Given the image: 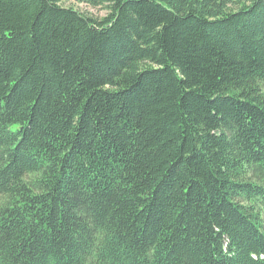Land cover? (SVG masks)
<instances>
[{
  "label": "trees",
  "instance_id": "16d2710c",
  "mask_svg": "<svg viewBox=\"0 0 264 264\" xmlns=\"http://www.w3.org/2000/svg\"><path fill=\"white\" fill-rule=\"evenodd\" d=\"M0 0V264H264V0Z\"/></svg>",
  "mask_w": 264,
  "mask_h": 264
},
{
  "label": "rangeland",
  "instance_id": "374dc122",
  "mask_svg": "<svg viewBox=\"0 0 264 264\" xmlns=\"http://www.w3.org/2000/svg\"><path fill=\"white\" fill-rule=\"evenodd\" d=\"M62 2H63V4L72 5L75 8H78L82 11H85V12H87L93 16H97V17L105 14L107 11L104 6H92V5H89V4H87L81 0H62Z\"/></svg>",
  "mask_w": 264,
  "mask_h": 264
}]
</instances>
